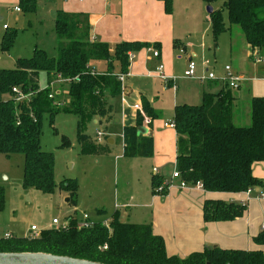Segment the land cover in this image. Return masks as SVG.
Returning <instances> with one entry per match:
<instances>
[{
	"label": "trees",
	"instance_id": "16d2710c",
	"mask_svg": "<svg viewBox=\"0 0 264 264\" xmlns=\"http://www.w3.org/2000/svg\"><path fill=\"white\" fill-rule=\"evenodd\" d=\"M160 1L171 14L173 0ZM204 1L212 5L217 0ZM37 3L38 0H19L20 11L35 12ZM209 23L215 47L219 35L229 32L233 51L237 39L233 26H237L251 48L264 49V0H225L220 9L209 13ZM90 32L88 13L59 10L55 18V33L59 38L57 55L49 56L37 47L30 58L17 59L16 68L0 70V154H22L24 186L46 194H52L58 188L65 190L71 204L77 203L79 184L76 180L56 183L54 155L41 147L43 116L49 114L53 117L60 110L76 113L79 116L77 130L81 153L101 155L110 152L108 136L103 143L92 140L86 133L87 124L106 116L108 122L112 120L114 106L111 99L121 96L124 90L115 74L129 73V53L153 46L148 42L123 41L111 51L108 43L92 41ZM16 36V30L7 31L2 41L3 51L11 49ZM160 47V44H154L155 50L160 51ZM95 61L106 62L108 68L104 72L94 71L91 63ZM117 63L119 69L116 72ZM41 73H45L47 84L57 83L59 75L65 81L67 102L64 105H54L48 91L40 88ZM15 87L25 94L32 92V95L18 100L13 92ZM4 95L9 97L3 99ZM236 100V93L228 88L218 93H203L200 104L175 106L177 169L182 180L189 185L200 182L210 192L234 193L264 187L263 181L252 171L255 162H264V96L250 100L251 123L247 126L234 124ZM141 101L143 112L150 117L152 124L159 114L146 96L142 95ZM144 126L143 114L138 111L136 125L124 127L125 157L154 155L151 133H139ZM162 183L160 176L152 177L154 194L168 193L167 189L157 193ZM5 204V189L0 186V212ZM246 210L247 205L243 203L207 199L203 205V218L206 222L231 221L242 217ZM67 220L68 230L42 229L38 237L14 235L6 239L0 236V252H44L104 264H264L261 249L212 246L185 258L169 255L163 236L154 233L151 223L124 222L118 212L112 215L109 224L98 222L79 227L80 219L70 215ZM254 241L264 245V230Z\"/></svg>",
	"mask_w": 264,
	"mask_h": 264
},
{
	"label": "rangeland",
	"instance_id": "374dc122",
	"mask_svg": "<svg viewBox=\"0 0 264 264\" xmlns=\"http://www.w3.org/2000/svg\"><path fill=\"white\" fill-rule=\"evenodd\" d=\"M53 1L38 0L37 10L27 13L16 11V6L19 7V0H0V70L16 68L17 59L30 58L37 47L45 50L49 56L57 55L59 38L55 33ZM224 1L217 0L209 5L204 0H173L175 38L182 45V47L173 48L171 43L168 44L167 68L174 79L175 90L173 87L164 90L166 84L163 80L131 70L132 74L125 77L126 84L134 90V93L127 98L129 104H134L139 93L146 94L152 99L153 107L161 112L160 120L167 122L173 120V109L176 104L182 102L200 104L202 102L205 92L204 85L207 80L199 79L202 81L199 82L198 79L193 80L184 75L188 62L185 56L179 58V49L185 45L193 46L191 50L186 48L188 53L193 54V61L198 66L197 73L200 78L213 73L216 79L221 81L227 76L226 66L247 69L246 77H249L253 70H255L254 73L260 71L263 65L253 67V62L249 58L245 63L238 62L244 55L243 46H246L245 38L239 27L233 26L235 36L236 32L240 35L234 42L232 54L230 35L227 32L219 35L218 46L215 47L212 31L207 21L208 7L220 9ZM224 16L228 22L226 10ZM15 30L17 36L13 46L9 51H3V37L7 31ZM189 37H193V40H188ZM261 53L263 56L264 49ZM162 61L165 62L164 59ZM150 63L154 69L160 65V62L154 58ZM118 69L119 64L117 63L116 72ZM46 84L45 73H41L40 88H44ZM242 85L239 93L245 90L244 81ZM8 97L9 95H4L2 98ZM60 101L61 105H64L67 98L64 97ZM111 103L114 105L112 120L108 122L107 116L103 119L99 118L97 119L99 123L89 122L86 129V133L97 142H104L103 138L101 141L96 139L97 133L107 128V132L116 139V144L111 147V151L101 155L81 153L77 130L79 116L76 113L60 110L53 117L49 114L43 116L42 150L54 155V177L57 184L64 180H76L79 184L76 204L67 201L69 193L65 190L61 191L58 188L54 193L46 194L34 188L25 187L23 155L14 154L7 157L0 154V186L5 189L6 193L5 208L0 212V236L7 232L15 236L27 235L32 225L37 226L39 230L58 228L68 223L67 218L70 215L82 219L83 213H87L93 223L109 224L106 221L116 210L115 199L118 203H126L137 196V191L145 184L143 179L139 181L138 167L133 165L137 161L123 155L120 136L125 121L124 107L126 110L128 105H123L121 96L111 99ZM247 106L244 98L238 109L234 111L235 125L247 126L243 122ZM132 116L131 110L128 109V118ZM176 169L172 167L169 170L172 178ZM178 182L180 184V181ZM121 210L124 213L129 212L127 216L123 214L125 217L123 221L127 219L131 222L135 221L133 209L122 208ZM54 218L60 220L59 225L53 224Z\"/></svg>",
	"mask_w": 264,
	"mask_h": 264
},
{
	"label": "crops",
	"instance_id": "0c3cea01",
	"mask_svg": "<svg viewBox=\"0 0 264 264\" xmlns=\"http://www.w3.org/2000/svg\"><path fill=\"white\" fill-rule=\"evenodd\" d=\"M53 2V8L56 12L63 10L67 12L88 13L91 24V40L108 43L111 47V51L114 50L117 43L123 41L151 43L153 46L150 48H144L139 52H131L133 58L130 60L129 73L126 76L129 77L132 74L131 70H134L135 73L143 72L148 77L153 75L154 78L163 80L166 84L163 88L164 90L171 87L175 90L174 79L171 77V72L167 68L169 60L168 44L171 43L173 48H179L182 47V45L175 38L174 16L172 13L168 14L166 12L163 1L54 0ZM207 21L209 22V18ZM209 27L211 28L210 23ZM238 36L239 34L237 33L236 37L238 38ZM188 40H193V37H189ZM154 44L161 45V56L159 58L153 55L152 50L154 49ZM186 47L190 50L193 49L192 45L183 46L186 52L182 54L180 48L179 58L185 56L189 63L190 59L193 60V54L188 53ZM230 51L232 54V49ZM242 51L244 55L240 57L238 62L245 63L246 59L249 58L253 62V67L259 64L263 65L260 71H256L255 73V70L251 71L249 77L245 76L248 72L247 69L232 68V71L236 75L242 76V82L244 81L245 83V90L243 93H239V90L243 87L242 82L238 89H232L237 95L236 105L233 110V120H235V109H238L241 100L245 98L248 106L243 115V122L249 125L251 123L250 100L255 96H264V55L262 56V50L253 49L247 43L246 46H243ZM153 58L164 65L163 73L167 76V79L160 77L159 71L157 70L158 66L154 69L151 65L150 61ZM163 59L165 62L162 61ZM91 66L94 71L98 72H104L108 68L107 63L102 61L92 62ZM197 70L198 66L196 69L197 78L190 79H198V81L199 79L207 80L206 85H204L205 92L218 93L221 90L229 88L224 79L219 81L216 78L212 80L200 78ZM202 84H204V82ZM123 87L124 90L121 95L122 103L123 105H128L126 110L124 107L123 111L125 120L123 125L124 129L126 126L136 125L138 111L141 113L143 111L141 101L142 95L149 99L151 105L153 102L146 94L139 93L137 100L131 105L127 102V98L134 93V90L126 84V78ZM128 109H130L133 114L130 118H128ZM153 109L159 114V118L152 121L150 128L146 126V124L144 127L147 129L149 128L146 134L151 133L153 136L154 155L152 157L130 158L137 161V163L132 164L138 167V179L139 181L143 179L145 185L142 189L137 191L136 197L130 201H126V203H118L117 199H115L116 210L113 214L118 212L120 220L123 221L125 218L124 215L127 216L129 212L125 211L124 213L121 209H133L135 221H132V223H151L154 233L163 236L167 253L181 258H185L193 252L202 251L208 246H219L224 249H261L264 251V245H258L254 241L260 232L264 230V187H254L250 194L246 191L241 193L210 192L204 188H198L192 185L181 188L178 182L179 180L177 181L175 178H172L169 171L172 167L177 168V131L175 128L166 126L165 123L174 121L162 122L160 120L161 112L157 111L154 107ZM94 122L99 123V120L95 119ZM103 133V141L104 138L108 136V142L110 146L113 147L116 144V139L111 136L109 132L106 133L103 131ZM120 136L124 155L123 130ZM123 155L121 154V156ZM117 159H119V157ZM155 168L157 172L154 171ZM252 171L253 174L264 183V162H255L252 166ZM155 175L160 176L163 182L173 184L166 195H157L153 193L152 177ZM207 199H220L226 202L233 201L243 203L247 205V210L242 217L231 221L206 222L203 218V205ZM67 201L69 202V198ZM112 215L106 222L111 221ZM124 222L131 221L127 219ZM29 234L23 236H28Z\"/></svg>",
	"mask_w": 264,
	"mask_h": 264
},
{
	"label": "built area",
	"instance_id": "2783aa9c",
	"mask_svg": "<svg viewBox=\"0 0 264 264\" xmlns=\"http://www.w3.org/2000/svg\"><path fill=\"white\" fill-rule=\"evenodd\" d=\"M109 1V0H106ZM17 11H20L19 7H16ZM153 51V55L156 58H159L161 56V53L159 50H152ZM180 52L183 54L185 53V49L181 48ZM133 58V55L131 53H129V60H131ZM163 69H164V65L160 64L157 68V70L159 71V75L161 78L163 79H167V76L163 73ZM196 69H197V65L195 64V62L190 59L189 63H188V67L185 70V76L188 78H197V74H196ZM226 72H227V76L226 78H224V81L228 84V87L230 89H238L240 87V84L242 82V76L240 75H236L233 71H232V67L230 66H226L225 67ZM119 80L122 82V84H124L125 81V74H115ZM60 80L57 83H51V84H47L43 89H46L48 91V96L49 99L52 100L54 105H58V106H62L61 105V101L60 99H63L65 96V81L62 80L61 76L59 75L58 77ZM215 79V75L213 73L208 74L206 77H203L202 79ZM69 81V80H68ZM13 92L17 95L18 100H24L28 97H30L32 95V92L25 94L23 92H21L17 87L13 88ZM143 117H144V123L146 124V126H149L151 124V119L150 117H148L143 111H142ZM166 126L175 128V123L171 122V123H165ZM149 129V128H148ZM104 137V133L103 132H98L97 134V140L101 141L102 138ZM155 172H157V169H154ZM173 178L175 179H179L180 181V187L181 188H185L187 186H189V184L182 180L181 178V174L178 171V169H176L173 172ZM172 186V183L169 182H163L158 188H157V193H163L165 189L169 190V188ZM194 186L198 187V188H203V184L200 182H197ZM253 191V188L248 189L246 192L248 194H250ZM263 196V195H261ZM53 224L55 225H59L60 224V220L57 218L53 219ZM94 223L90 221L89 215L87 213H83L82 214V219H80L79 221V227H89L92 226ZM58 228L62 229V230H68L69 229V222L67 224H63L60 225ZM41 230L38 229L37 226L33 225L30 228V236L32 237H38L39 233ZM14 234L7 232L3 235L4 238L6 239H10L13 238ZM107 248V247H105Z\"/></svg>",
	"mask_w": 264,
	"mask_h": 264
},
{
	"label": "water",
	"instance_id": "95a60500",
	"mask_svg": "<svg viewBox=\"0 0 264 264\" xmlns=\"http://www.w3.org/2000/svg\"><path fill=\"white\" fill-rule=\"evenodd\" d=\"M213 8L208 7L211 13ZM57 12L53 11V17L56 18ZM148 129L141 127L139 133L146 134ZM211 246H208L210 248ZM0 264H104L71 256H62L44 252H0Z\"/></svg>",
	"mask_w": 264,
	"mask_h": 264
}]
</instances>
